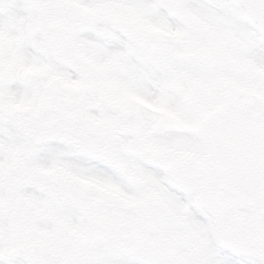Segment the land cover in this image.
<instances>
[{"label": "snow or ice", "instance_id": "snow-or-ice-1", "mask_svg": "<svg viewBox=\"0 0 264 264\" xmlns=\"http://www.w3.org/2000/svg\"><path fill=\"white\" fill-rule=\"evenodd\" d=\"M0 264H264V0H0Z\"/></svg>", "mask_w": 264, "mask_h": 264}]
</instances>
